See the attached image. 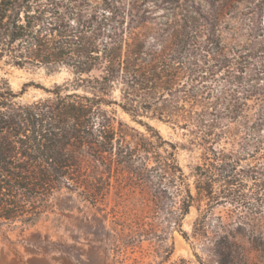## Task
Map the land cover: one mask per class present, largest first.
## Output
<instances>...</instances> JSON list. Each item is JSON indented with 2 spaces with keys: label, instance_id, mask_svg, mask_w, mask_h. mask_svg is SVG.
Listing matches in <instances>:
<instances>
[{
  "label": "trees",
  "instance_id": "trees-1",
  "mask_svg": "<svg viewBox=\"0 0 264 264\" xmlns=\"http://www.w3.org/2000/svg\"><path fill=\"white\" fill-rule=\"evenodd\" d=\"M2 63L71 78L23 103L0 75V226L36 224L64 190L103 205L114 180L215 264H264V0H0ZM115 105L184 131L193 184L178 145Z\"/></svg>",
  "mask_w": 264,
  "mask_h": 264
},
{
  "label": "rangeland",
  "instance_id": "rangeland-1",
  "mask_svg": "<svg viewBox=\"0 0 264 264\" xmlns=\"http://www.w3.org/2000/svg\"><path fill=\"white\" fill-rule=\"evenodd\" d=\"M0 75L15 92L25 90L19 98L23 103L46 97L43 88L52 89L71 78L65 68H17L3 63ZM109 109L130 126L144 132L145 127L138 122L142 120L176 143L178 162L193 184V170L200 163L202 150L190 148L184 131L148 116L134 119L117 105ZM112 182L103 205L93 206L64 190L53 199V210L36 224L0 226V264H215L195 239L187 240L183 233L169 226L148 190L130 186L123 189ZM165 203L170 200L165 199ZM229 209L219 206L212 213L228 221ZM197 217V207L193 206L183 220L182 230L188 235L192 234Z\"/></svg>",
  "mask_w": 264,
  "mask_h": 264
}]
</instances>
